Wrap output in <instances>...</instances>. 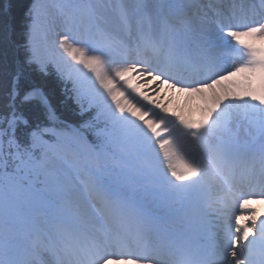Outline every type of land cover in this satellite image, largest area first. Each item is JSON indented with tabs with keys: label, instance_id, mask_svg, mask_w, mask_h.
Listing matches in <instances>:
<instances>
[{
	"label": "snow or ice",
	"instance_id": "snow-or-ice-1",
	"mask_svg": "<svg viewBox=\"0 0 264 264\" xmlns=\"http://www.w3.org/2000/svg\"><path fill=\"white\" fill-rule=\"evenodd\" d=\"M252 200L264 0H0V264H264Z\"/></svg>",
	"mask_w": 264,
	"mask_h": 264
},
{
	"label": "bare ground",
	"instance_id": "bare-ground-1",
	"mask_svg": "<svg viewBox=\"0 0 264 264\" xmlns=\"http://www.w3.org/2000/svg\"><path fill=\"white\" fill-rule=\"evenodd\" d=\"M161 97V102L168 105L170 112L184 110L187 114L197 119L202 115V108L204 105L203 101L199 98L190 97L186 94H181L172 90H167L166 93H161ZM169 99L171 101L170 103ZM195 112H200L201 115L197 116L194 114ZM249 208L255 209L258 216H264V200L250 201Z\"/></svg>",
	"mask_w": 264,
	"mask_h": 264
},
{
	"label": "rangeland",
	"instance_id": "rangeland-1",
	"mask_svg": "<svg viewBox=\"0 0 264 264\" xmlns=\"http://www.w3.org/2000/svg\"><path fill=\"white\" fill-rule=\"evenodd\" d=\"M194 114L197 115V116H200L201 115L200 112H195Z\"/></svg>",
	"mask_w": 264,
	"mask_h": 264
}]
</instances>
